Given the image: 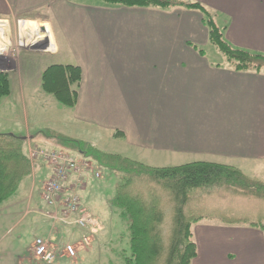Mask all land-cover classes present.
<instances>
[{"label": "crops", "instance_id": "obj_1", "mask_svg": "<svg viewBox=\"0 0 264 264\" xmlns=\"http://www.w3.org/2000/svg\"><path fill=\"white\" fill-rule=\"evenodd\" d=\"M201 1L214 9L216 5L222 7L229 17L218 15L219 11L216 18L231 44L264 53V0H231L225 7V0ZM68 2L0 0V17L13 21L46 8L53 13L57 23L59 14L58 23L66 36L63 58L66 62L62 61L58 29L54 26V30L48 29L47 33L61 56L58 62L79 65L84 71L85 90L80 101L84 96L83 101L91 112L85 118L90 123L89 129L94 128L95 123L108 127L111 133L115 131L114 135L124 136L145 150H163L177 155L210 154L242 165L264 163V74L217 66L201 56L197 48L189 46L190 21L197 20L198 27L203 28L196 13L131 8V12H138L126 17L125 24L119 25L117 16L94 14L91 12L94 9L88 13L84 5ZM63 4L67 5V14H60ZM80 10L85 11L78 13ZM76 12L82 16L75 17ZM86 21L92 33L90 41L86 39ZM33 24L27 21L23 26L29 28ZM80 31L82 34L77 33ZM200 36L207 39L206 31ZM121 90L122 99L120 94L114 95L115 91ZM25 92L10 94L4 102L26 101ZM0 132L21 138L28 159L31 147L46 141L39 137L41 134L18 135L14 130ZM51 173L42 160H37L33 172L21 182L26 181L29 188L27 199L30 204L20 212L17 222L9 223L6 231H15L32 216L35 222L40 219L48 226L42 228L44 235L38 237L50 242L55 250L71 243L79 253L95 245L107 230L103 221L110 213L108 203L92 185V175L86 173L79 193L84 206L97 220L95 238L98 239L84 245L82 238L86 233L74 223L55 220L50 214L52 209L45 208L43 185ZM78 231L80 234L76 236ZM195 234L199 253L193 264H264V229L260 227L224 223L199 225ZM77 237L79 239L75 240ZM33 244L34 240L25 254L16 251L11 258L1 256L0 264H42L30 255ZM79 263V256L76 259L60 256L56 264Z\"/></svg>", "mask_w": 264, "mask_h": 264}, {"label": "rangeland", "instance_id": "obj_2", "mask_svg": "<svg viewBox=\"0 0 264 264\" xmlns=\"http://www.w3.org/2000/svg\"><path fill=\"white\" fill-rule=\"evenodd\" d=\"M67 1L75 5H84L87 7L88 13L90 9H94L91 11L94 14L104 13V15H108L109 17L117 16L119 18V20H117L119 25L125 24L124 20H127L126 17L132 13L136 14V12H138V10L131 12V8L135 7L108 3L106 0ZM178 1L179 0H177V2ZM187 1L203 3L201 0ZM230 1L231 0H225L223 3L224 7L225 5H229ZM216 7L219 8L218 5H216ZM176 8L179 7H170V10L175 11L174 9ZM217 8L214 9L207 5V9L212 14L222 11V7L219 9ZM66 9L67 5L63 4L60 14H67ZM84 11L85 10H80L78 13ZM191 11L198 15L197 18L200 19L202 25V23H204L202 22L203 14L198 10ZM78 13H74V16H82V14L80 15ZM219 13L218 15L229 19V17L224 14V11ZM68 16L70 17V15ZM57 17L58 19L60 18L59 14ZM63 17L65 18L66 16ZM53 19V13L46 11V8L41 12H29L13 21H7L3 19V17H0V29L5 33V35L0 33V73L7 75L10 83L9 93L0 102V131L8 132L14 130L18 135H26L28 133L36 136L41 134L39 137L46 141L44 143L41 142L42 144L37 143V146L31 147V149H57L70 156L76 157L77 160L81 162V165L89 161L96 170H100L101 177H93L94 184L92 185L95 186V189L101 193L100 195L108 203V211L110 213L108 217L104 216L105 221H103L107 226V230L101 238L98 239L96 237L98 240L95 242V245L93 244L90 248H84L86 250H82L78 253L80 258L79 264H127L126 260L131 256L129 221L123 216L121 209L112 204L122 177L125 179L131 178L130 191L145 192L144 197L146 199L152 195L150 193H155L154 196L158 198L156 202L165 213V219L161 225L164 245L167 244L171 233L173 224V203L168 193L154 184L136 179L131 175L118 174L112 167L105 166V164L115 166L119 163V161L113 159V156L122 159L128 158L152 167L178 166L198 161L218 162L222 164L228 163L226 165L235 166L252 178L254 186H250L246 190L225 185L205 189L208 191L207 193L201 192L200 190L190 192V194H192L185 206V213L190 220H194V224L191 227V240L194 241L196 249L195 255L190 260V264H193L199 253L195 234L197 226H219V224L224 223L225 220H234V218L222 216L224 213L230 216L232 212L237 213L240 217L254 216L255 219L253 221H258L257 225L264 226V218H258L261 216L258 215V213H264V189L258 187L260 184L264 185V163L262 165L243 163L242 165L240 163H235L236 161L232 159H226L224 157L219 158L210 154L196 155L189 153L188 155H177L163 150H145L135 146L132 140L124 136L119 137L117 134L114 135L115 131L111 133L110 129H107L108 127H102L95 123V127L89 129L87 125H90V123H88L85 118L86 114L91 112H89L85 101H83L84 96L81 97L80 101V95H82L83 90H85L83 77L80 84L74 86V89L78 91V98L75 104L71 105V102L64 103L63 100H59L60 98L53 90V86L49 84L53 75L48 72V69L51 66L60 65L61 61L58 62V58L61 56L62 61L66 62V60L63 59L66 54L64 52V44L66 42L64 40H66V36L65 31L62 30L61 25L58 23V19H56L57 23L56 21L54 22ZM27 21L35 24L26 28V26L23 25ZM197 23L198 21L193 19L189 23L191 24L190 29H192V31H190V33L192 36L189 35L187 37L189 40L187 44L192 47L204 46L207 43L206 38L200 36V33H203L204 30L207 31V29L203 30V28L198 27ZM84 24L87 29L86 39L90 41L92 33L89 29V22L86 21ZM3 26H5V28H3ZM54 26L56 30L58 29V40L61 42L60 49H62L61 56L57 53V49L51 42L52 40H50L52 37L47 33L48 29L54 30ZM77 33L82 34L81 31ZM46 34L49 36L40 38L41 36H46ZM63 34L64 37H61ZM100 47L101 46H99V48ZM87 48L90 49L88 46ZM205 49L207 53L206 58L209 62L219 60L221 57L223 58V55L209 44L205 46ZM259 64L264 65L262 63ZM62 65L68 64L62 63ZM79 67L84 75L82 67ZM262 73L264 74V69ZM57 85L55 89L58 90L60 97L66 98L67 94L65 92L67 91L62 83L58 87ZM111 88L112 86H110V89ZM119 88L121 89V85ZM21 90L26 91V101L4 102L10 94L16 95ZM117 94H120L119 97L122 99V90L119 93L116 91L114 92V95ZM16 121H19V123H15ZM98 133L99 135H97ZM93 152L107 154L103 165L95 160L94 155H91ZM31 161L32 160H29L30 166H27L25 170L27 172L29 169V174L33 172V166L36 165L37 160ZM28 189L25 181L11 198L0 204V257L4 256L6 258H11V254L16 251L25 254L31 241L35 240L38 236L44 235L42 228H48L47 224H44L42 220L39 219L35 222L32 216H30L21 227L11 233H7L6 230H8L9 223L17 222L21 216L20 212L26 209L27 204H30L27 199L29 193ZM38 192L39 191L36 192V196L39 201L40 193L38 194ZM41 203L43 204L42 200ZM45 208L47 207L45 206ZM250 219L253 218L238 220H245L246 222L243 221V224L249 225ZM75 234L77 236V234L80 233L78 231ZM63 236L64 238L66 237L65 235ZM96 238L93 237L92 240ZM78 239L79 237L75 240ZM32 250L31 248L30 255L32 259L38 262L39 259L34 256ZM161 262L162 260L159 264H161Z\"/></svg>", "mask_w": 264, "mask_h": 264}, {"label": "trees", "instance_id": "obj_3", "mask_svg": "<svg viewBox=\"0 0 264 264\" xmlns=\"http://www.w3.org/2000/svg\"><path fill=\"white\" fill-rule=\"evenodd\" d=\"M106 1L126 7L154 8L167 12L173 11L170 7H179L174 10L182 11L198 10L203 14L202 26L207 29L206 45L209 44L223 55V58L212 61L213 63L237 72L261 74L264 69V65L259 64H264V54L231 44L218 24L217 13L213 15L203 3L187 0L178 2L177 0ZM206 45L193 47L197 48L201 56L206 57ZM48 70L53 75L49 84L53 86L59 100H63L64 103L71 102V105L75 104L78 91L74 89V86L80 84L82 80L81 68L75 64H60L51 66ZM61 83L67 91L65 92L66 98L60 97L58 90L55 89V86L58 84V87ZM9 87L8 76L0 73V102L9 93ZM91 155H94L95 160L101 165L105 163L104 159L107 154L93 152ZM113 159L119 163L115 166L109 164L105 166L112 167L118 174L131 175L136 179L158 186L168 193L173 203L172 229L168 242L164 245L161 225L165 219V213L156 202L158 198L154 196L155 193H150L152 195L146 199L145 192L130 191L131 178H121L112 204L120 208L123 216L129 221L131 256L126 260L127 264H159L161 260V264H190L196 252L195 243L191 240V227L194 220H190L185 213V206L192 194L190 192L200 190L207 193L205 189L225 185L241 190L254 186L252 178L239 168L217 162L198 161L178 166L152 167L128 158L113 156ZM27 166L29 167L30 164L23 152V140L15 135L0 132V204L16 193L22 180L29 174V169L25 171ZM258 187L264 189V185L260 184ZM225 214L227 213L222 216L234 218V220H225L224 224L245 225L243 224L245 220L239 221L238 219L253 218L250 219L249 226L264 229V226L257 225L258 221H253L254 216L240 217L235 212H232L230 216ZM258 215H261L258 218H264V213L260 212Z\"/></svg>", "mask_w": 264, "mask_h": 264}, {"label": "built area", "instance_id": "obj_4", "mask_svg": "<svg viewBox=\"0 0 264 264\" xmlns=\"http://www.w3.org/2000/svg\"><path fill=\"white\" fill-rule=\"evenodd\" d=\"M30 159L43 160L52 172L44 185L43 199L46 205L53 210V218L62 222L74 223L78 228L87 230L88 235L84 236L83 240L88 243L91 239L89 233L95 232L98 223L89 210L82 205L78 190L83 183V174L91 172L95 177H99L100 173L91 163L86 162L81 165L77 158L57 149H31ZM73 175L76 178L69 183ZM33 253L44 264H56L60 256L71 259L77 256L74 245L66 244L63 250L59 251L42 238L35 240Z\"/></svg>", "mask_w": 264, "mask_h": 264}, {"label": "bare ground", "instance_id": "obj_5", "mask_svg": "<svg viewBox=\"0 0 264 264\" xmlns=\"http://www.w3.org/2000/svg\"><path fill=\"white\" fill-rule=\"evenodd\" d=\"M3 28H5V26H3ZM0 33H2L3 35H5V33L0 29ZM6 39V38H5ZM1 41V40H0ZM3 50V49H1Z\"/></svg>", "mask_w": 264, "mask_h": 264}]
</instances>
